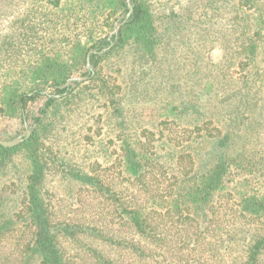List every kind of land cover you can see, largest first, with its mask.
Masks as SVG:
<instances>
[{"label": "trees", "instance_id": "16d2710c", "mask_svg": "<svg viewBox=\"0 0 264 264\" xmlns=\"http://www.w3.org/2000/svg\"><path fill=\"white\" fill-rule=\"evenodd\" d=\"M130 3L126 22L110 35L129 11L126 0H0V138L11 121L21 127L29 105L46 96L29 136L0 145V173L18 153L26 163L17 212L0 181V264H264V164L228 154V133L203 168L180 159L164 166L154 133L131 138L122 122L109 166L67 165L46 146L57 121L81 99V82L61 85L85 66L90 50L95 69L88 68L87 80L121 116L119 86L106 84L101 68L116 53L150 55L156 46L155 0ZM55 166L66 167L63 175L82 188L83 206L74 214L54 206L59 198L46 182Z\"/></svg>", "mask_w": 264, "mask_h": 264}, {"label": "rangeland", "instance_id": "374dc122", "mask_svg": "<svg viewBox=\"0 0 264 264\" xmlns=\"http://www.w3.org/2000/svg\"><path fill=\"white\" fill-rule=\"evenodd\" d=\"M155 8V53L129 49L101 68L106 84L119 86L114 91L121 116L108 106L107 97L97 94L84 66L67 78H79L69 86L81 82V99L57 121L46 146L59 152L67 165L109 166L117 156V122H122L131 138L140 135L144 140L142 131L151 130L158 140L156 156L169 168L177 159L187 166H208L218 156V140L227 133L228 154L264 164V0L250 8L234 0H155ZM89 69L95 68L91 64ZM43 97L29 105L26 126L11 121L1 139L25 134ZM91 135L95 140H87ZM25 165L18 153L0 173L12 212L21 206ZM65 170L55 166L46 185L59 198L55 208L74 214L83 206L78 204L82 188L63 175Z\"/></svg>", "mask_w": 264, "mask_h": 264}, {"label": "water", "instance_id": "95a60500", "mask_svg": "<svg viewBox=\"0 0 264 264\" xmlns=\"http://www.w3.org/2000/svg\"><path fill=\"white\" fill-rule=\"evenodd\" d=\"M127 2V5H128V8H129V11L125 14V15H121L114 23V26L110 32V35H112L113 33H117L118 32V29L119 27L126 22L127 20V17L129 16L130 12L132 11V4L130 3V0H126ZM105 49L101 50L99 53L103 52ZM95 52V50H90L87 54V58H86V64L85 66L90 68L91 67V63H90V54ZM78 80L79 78H76V77H70L63 85H61V87L63 86H67L70 84V82L72 80ZM45 94H48L49 91H45L44 92ZM46 99V96L42 98V103L44 102V100ZM27 124V120L24 121V125L26 126ZM31 132V129L28 128L26 129V133L23 135V134H18L17 136H15L14 138L10 139V140H4V139H1L0 138V145L4 146V147H12L16 144H18L19 142H21L23 140L24 137H28L29 134Z\"/></svg>", "mask_w": 264, "mask_h": 264}]
</instances>
